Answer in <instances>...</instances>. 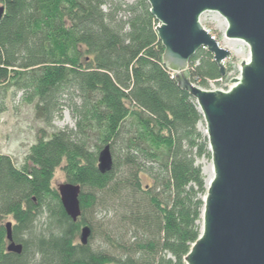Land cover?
Returning <instances> with one entry per match:
<instances>
[{"label":"trees","instance_id":"16d2710c","mask_svg":"<svg viewBox=\"0 0 264 264\" xmlns=\"http://www.w3.org/2000/svg\"><path fill=\"white\" fill-rule=\"evenodd\" d=\"M0 3V110L17 88L37 99L47 125L64 108L76 119L74 129L42 130L23 167L0 153V264H186L208 192L197 160L211 151L196 99L162 59L149 1ZM189 70L192 82L207 88L230 68L222 75L202 48ZM109 145L114 163L103 172L99 154ZM62 165L67 181L81 185L77 221L52 184ZM101 207L105 240L95 246L88 214ZM9 217L21 254L7 251Z\"/></svg>","mask_w":264,"mask_h":264},{"label":"water","instance_id":"95a60500","mask_svg":"<svg viewBox=\"0 0 264 264\" xmlns=\"http://www.w3.org/2000/svg\"><path fill=\"white\" fill-rule=\"evenodd\" d=\"M158 21L157 32L165 52L164 63L180 88L189 91L207 123L214 166L204 196L202 227L185 258L186 264H264V0H148ZM217 12L227 20L226 35L250 45V59L241 64L240 77L229 90H207L190 79L192 57L202 48L226 73L231 51L201 23L202 14ZM5 6L0 5V21ZM99 168L109 172L114 160L110 145L99 154ZM66 214L81 215V185L58 187ZM7 251L21 254L13 223L6 224ZM85 226L81 242L87 244Z\"/></svg>","mask_w":264,"mask_h":264},{"label":"rangeland","instance_id":"374dc122","mask_svg":"<svg viewBox=\"0 0 264 264\" xmlns=\"http://www.w3.org/2000/svg\"><path fill=\"white\" fill-rule=\"evenodd\" d=\"M0 5H2L0 3ZM201 23L206 29L215 36L221 47H225L231 51V55L225 61L226 68H230L228 76L220 81H210L207 90H229L234 86L233 78L240 77L241 64L245 60L250 59V45L240 39H231L226 35L228 28L227 20L224 16L217 12H205L202 14ZM37 99L32 97L31 92L12 88L5 98L4 110H0V153L7 154L13 157L14 162L23 167L27 161V156L34 143L37 142L38 136L45 130L47 135L54 133V131L65 130L66 128H75L76 119L73 118L71 110L64 108L62 113L55 116V120L51 126L47 125L44 120H41L36 113ZM200 128L204 133L207 123L201 121ZM198 164L203 167L207 163L212 164V156H203L198 158ZM61 167L55 171L52 184L59 187L62 183H67V173ZM205 175V173H204ZM206 177V175H205ZM105 210L101 207L96 211L89 212V219L93 221L96 226L94 232L93 244L102 245L105 240L104 231L107 215ZM7 221L15 222L11 217ZM46 219L42 217L37 221L36 226L39 230L44 228Z\"/></svg>","mask_w":264,"mask_h":264},{"label":"bare ground","instance_id":"6f19581e","mask_svg":"<svg viewBox=\"0 0 264 264\" xmlns=\"http://www.w3.org/2000/svg\"><path fill=\"white\" fill-rule=\"evenodd\" d=\"M205 131V130H204ZM204 173L206 175V181L207 183L213 178V173H214V166H212L211 163H207L204 166Z\"/></svg>","mask_w":264,"mask_h":264}]
</instances>
